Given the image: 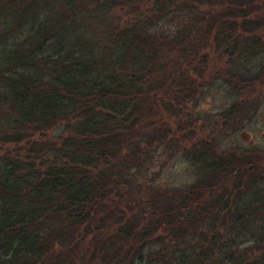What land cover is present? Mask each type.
Returning <instances> with one entry per match:
<instances>
[{"label":"trees","instance_id":"obj_1","mask_svg":"<svg viewBox=\"0 0 264 264\" xmlns=\"http://www.w3.org/2000/svg\"><path fill=\"white\" fill-rule=\"evenodd\" d=\"M63 1L65 8L50 20L44 14H0V264H70L72 236L104 209L105 186L113 189L126 181L117 151L147 112L149 75L160 71L158 60L176 49L185 62L191 57L204 64V48L223 49L229 59L257 50L259 42L237 36L233 26H243L249 12L264 7L258 0H122L127 19L121 28L115 26L113 43L103 46L84 40L78 29L86 19L113 25L105 19L119 1ZM166 19L176 24L173 33L159 27ZM255 19L263 22L261 16ZM201 24L206 34L195 29ZM187 79L182 74L167 79L176 82L172 93L181 98ZM151 103L157 107L159 101L151 95ZM54 126L68 136L46 150L53 152L50 158L39 159L34 144L23 137L30 127ZM111 161L119 162V172L105 169ZM262 185L250 182L235 189L233 202L221 191L219 196L225 194L216 195L209 210L204 206L200 217L188 219L181 234L196 232L193 223L203 220L217 237L186 247L193 254L180 264H264ZM184 202L176 211L189 209ZM239 238L254 241L256 253L246 257L233 250ZM55 241L67 243V250L55 254ZM176 254L155 255L152 264H177L171 259Z\"/></svg>","mask_w":264,"mask_h":264},{"label":"rangeland","instance_id":"obj_2","mask_svg":"<svg viewBox=\"0 0 264 264\" xmlns=\"http://www.w3.org/2000/svg\"><path fill=\"white\" fill-rule=\"evenodd\" d=\"M108 1L113 0H105V2ZM116 1H119L118 5L110 11V16L105 19V21L112 19L113 25H108L109 27L106 26L108 27L106 28L98 24L99 21L95 22L94 19L87 21L86 19L85 25L80 26L78 29V33L85 34L84 40L101 43L103 46H109L113 43L112 32L116 30L115 26L121 28V23L127 19L126 8H122V6H126L122 5V0ZM261 1L264 5V0H258V4L261 5ZM63 2V0H0V14L8 13L12 16L19 14L39 16L44 14L46 20H50L51 16L55 15L60 8H65ZM43 6L46 8L43 9ZM93 7L94 4L89 6L88 14L91 13ZM219 11V9L215 10L216 13ZM259 16L263 18V22L258 24L255 17ZM175 17L173 16V19ZM242 18H237V20H242ZM240 24L242 23L233 26L234 29L240 32L237 33V36L246 41H249V39H256L258 42L259 40L264 41V7L258 11L249 12L246 18L243 19V26ZM159 27L164 31L173 33L176 24L170 19H166L162 21ZM196 27L206 34L204 32L205 26L201 24V26H195V29ZM42 29H39L40 34L43 33ZM211 44L215 45L212 41ZM222 53L223 49L204 48L205 64L203 61L200 62L198 58L193 59L191 57H188V61L185 62L177 49L168 51L163 59L158 60L160 71H155V74L151 73L149 80L152 86L150 92L152 98L157 99L159 104L155 107L151 103L150 95L148 101L150 108L148 107L146 114L141 117L138 124L132 129L131 134L123 139L122 145L119 146L117 151L118 158L125 164L121 170L126 181L119 186H114L113 189H110L108 185L105 188L103 187L107 196L102 202L104 209L91 220L92 222L83 223L77 228L78 232L75 233L77 237L72 236L73 242L71 243L75 242L73 244L75 246H73L72 253L74 255L73 260L70 259V264H152L157 259L155 255L172 256L176 253L171 259L174 258V263L180 264L182 258L187 257L189 259L193 254L191 250H186V247L199 245L200 239L204 240V237L207 236L217 237V231L210 233L206 221L203 220L193 223V229L196 232L189 231L187 234H181V228L187 227L185 223H188V219L202 215V211L199 212L200 208L203 209L205 206V209L209 210V203L211 204L216 195L219 196L221 193L219 189L225 191L226 187L220 186L218 190H212L208 193L209 197L203 204H200L197 201L198 199L192 196L190 199L193 202L188 204L189 209L186 212H183V210L176 211L174 205L169 206L166 210L153 201L155 198L151 194L152 187L155 186L157 189L159 184H164L165 186L160 187L159 190L157 189L161 193L168 190L188 191L187 188L191 184L194 183L193 185H195L197 183L196 176L181 156L177 154L169 155L165 145L152 144L151 139H180L184 135L183 128L189 131L185 134H189L190 131L196 129L201 136H206L204 125L201 129L197 128L199 122H196L195 117L197 115L201 116L202 118H197L199 121H216L221 119L220 115L226 117V114L222 112L226 111L227 113L231 110L229 107L236 94L229 91L231 87L228 89L225 86L221 76L223 73L233 71L232 65L237 67L236 71L233 72L234 74L245 73L246 62H249L250 73L243 74L242 78L246 79L247 77L250 79L251 88L247 95L250 110L249 117L244 120V131L250 135H255L254 133L260 128L261 113L264 110L262 96L259 98L258 95H255L256 91L261 89V82L256 80L257 75L261 73L260 77L262 78L264 73L262 67L259 73L255 68L261 66L262 59L246 60L247 57H243L234 61L237 64H231V60L234 58L228 59ZM252 54L248 52L244 56ZM254 66L255 68H252ZM185 73H191L192 76L198 78L195 79L196 83L193 84V86L198 87L197 100L194 93L192 97H185L184 100H182V97L179 98V94L172 93L178 90L176 82L172 83L167 79ZM190 82L193 83L192 80ZM246 84L247 80L241 79L239 82L241 89ZM239 96L241 97L242 94H239ZM186 98H188V101L191 99L193 105L197 103L196 106L188 105L187 107L185 105L188 102L185 101ZM184 109H189L187 111L191 117V121L187 125L183 123L186 114ZM241 127L240 124L238 128ZM1 128L0 122V130ZM229 130L231 129L224 127L221 133H216L215 136L226 139L230 135H237L235 132L227 134ZM67 136L68 133L62 126L49 127L45 130H34L30 127L23 139H30L34 144V148L37 149V157L43 159V157L50 158L53 154V152L46 150L59 147L61 141ZM252 141L255 147L264 144V141L261 140L252 139ZM2 143H0V157L3 155V151H1V148H3ZM5 148L12 149L13 146ZM20 153L25 155V152ZM253 154L256 155L257 153ZM38 161L36 160L37 165L39 164V168H42ZM254 161V159H251L249 163ZM118 163L111 161V164L105 169H108L110 174L119 172L118 168H115ZM194 203L198 206L194 207ZM56 227L60 229L61 226L57 225ZM133 234L135 235L134 238L132 237ZM226 235L228 233H222L221 237ZM93 239L95 243H92ZM254 243L250 239L239 238L234 242L236 246L233 245V250L236 248L238 253L240 251L245 252L246 257H248L249 253H256ZM67 248L68 245L64 241L62 243L55 241V254L64 252ZM221 264L227 263L223 262Z\"/></svg>","mask_w":264,"mask_h":264},{"label":"flooded vegetation","instance_id":"obj_3","mask_svg":"<svg viewBox=\"0 0 264 264\" xmlns=\"http://www.w3.org/2000/svg\"><path fill=\"white\" fill-rule=\"evenodd\" d=\"M249 53L253 54L250 56L234 58L233 60L236 61L237 59L243 57H247L245 58L246 60L260 58L262 59L261 66H256L257 68L254 66L252 68L257 69L258 73L261 67L264 70V41L259 40L257 50L249 51ZM234 61L231 62V64H237ZM246 64L247 66L245 67V73L243 74L250 73V67H248L249 62H246ZM236 69L237 67L232 65L233 71L223 73L221 76L225 86H227L228 89L231 87L229 91L236 94L234 95L235 98L229 107L231 110L227 113L226 111L222 112L226 114V117H224V115H220L221 119L216 121H199L198 119L201 116L199 117L197 115L195 117L196 122H199L197 128L201 129L204 125V132L207 134L206 136H201L196 129H194V131H190L189 134H185V132L189 131L183 128L184 135L181 136L180 139H151L152 144H160V146L165 145L169 155L177 154L181 156L186 161L191 170H193L197 181L195 185H193V183L187 188L188 191L168 190L161 193L160 191H157V189L159 190L160 187L165 186L164 184H159L157 189L155 186H153L151 190L152 197L155 198L153 201L161 202L162 205L169 207L171 205L177 206L180 203H183L184 200V206H187L193 202V200L190 198L194 196L198 199L197 201L200 202V204H203L204 201H206L209 197L208 193H210L212 190L215 191V189L218 190L220 186H225V191L227 192L228 198L231 202H233L235 189L238 191L244 187H247L250 182L254 184H261L260 188L263 189L264 144L255 147L253 146L252 139H256V141H264V110L261 113L260 128L254 133L255 135H250L249 133L245 132L244 120L249 117L250 110V105L248 103L249 99L247 98L248 91L251 88L250 79L247 77L246 79L242 78V72L240 75L234 74L233 72L236 71ZM260 74L261 73L257 75L256 80L261 82V89L256 91L255 95H258L259 98L262 96L264 101V73L262 78L260 77ZM182 76L184 81L188 77L187 81L183 82V94L181 96L182 100H184L185 97H192L193 93L196 95L194 96L197 100L198 87H195V85L193 86V84L196 83L195 79L198 78L192 76L191 73H186L184 75L182 74ZM241 79L247 80V84L242 89L239 85ZM190 80H192L193 83L190 82ZM239 94H242V96L240 97ZM188 98H186L185 101H188ZM196 104L197 103H194L193 105L191 99L185 103L187 107L188 105L194 107ZM187 110L189 109H184L186 114L184 116L183 123L185 125L191 121L190 114ZM240 124L242 127L238 128ZM224 127L231 129L227 131V134L235 132L237 135H230L226 139L216 137V133H221ZM246 139L247 141H245ZM253 153L257 154L254 155ZM251 159H254L255 161L253 163H249ZM219 191L224 190L219 189ZM219 191L217 192L219 193ZM216 201L217 198L214 202ZM193 206L196 207L198 204L194 203ZM183 212H185V209H183Z\"/></svg>","mask_w":264,"mask_h":264}]
</instances>
